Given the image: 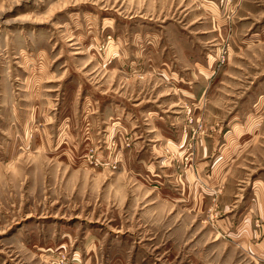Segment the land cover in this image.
Returning <instances> with one entry per match:
<instances>
[{
	"label": "rangeland",
	"instance_id": "obj_1",
	"mask_svg": "<svg viewBox=\"0 0 264 264\" xmlns=\"http://www.w3.org/2000/svg\"><path fill=\"white\" fill-rule=\"evenodd\" d=\"M212 9L224 11L226 29L207 38L201 22L210 26ZM207 53L217 62L208 79L194 66ZM194 72L213 94L183 96ZM263 76L264 0H0V264H188L198 237L139 234L141 208L130 211L127 197H137L134 184H158L174 191L172 203L188 198L195 139L219 117L208 106L226 118ZM109 97L121 111L102 117ZM134 111L144 145L170 114L190 136L189 154L154 153L143 169L129 123L118 124ZM118 129L120 157L118 139L106 137ZM191 177L213 200L224 189Z\"/></svg>",
	"mask_w": 264,
	"mask_h": 264
},
{
	"label": "crops",
	"instance_id": "obj_2",
	"mask_svg": "<svg viewBox=\"0 0 264 264\" xmlns=\"http://www.w3.org/2000/svg\"><path fill=\"white\" fill-rule=\"evenodd\" d=\"M209 12L208 15H210L212 23L210 22V26H208L207 21L201 22L205 27L200 29L203 30V34H207V38H210L213 32L225 31L227 23L224 11L212 9ZM234 26L238 25L234 24ZM190 44L191 39L187 45ZM207 57V65L202 63L204 57L201 61L196 59L194 63L196 73L204 75L207 77L206 79L214 76L215 63H217L215 60L212 68L210 58L214 57L210 53H207ZM196 73L194 72L195 77H190L187 74L183 76L184 81L190 82V88L188 85L181 89L183 96L189 94V96L206 97L213 94L215 89H210L212 85L201 82L199 78H196ZM162 75L166 79L175 78L174 72H164ZM176 76L177 79L182 78L180 74ZM262 79L258 86H254L252 90L243 95L240 104L236 102L231 107L226 118H222L224 109L219 111L208 106L211 112L219 117L211 125L209 124L213 120H206L204 133L195 139L194 160L190 164L186 163L188 171L186 173L187 176L189 174L191 182L192 170H196L205 178L209 177L211 182L217 181L224 184V189L215 200L210 198L209 193L203 191L205 189L194 183L191 184L190 181L189 185L184 187H187L186 192L189 196L186 198L185 195H182L181 201L183 202L180 204L172 203L174 191L171 188H160L158 184H134L132 186L137 197L132 199L131 196L127 197L126 202L129 203L127 208H130V211L137 207L141 208L140 217L144 220L138 224L139 234L145 235L152 229L155 230L158 237L164 233L167 240L187 241L192 236L198 237V246L188 248L183 253V258L188 256V264H264V78ZM191 80L196 82L192 83ZM255 97H257V101H255ZM107 99L109 100L102 106L103 112L101 113L102 117L105 115L110 118L111 112L116 107L113 105L115 103L110 102V97ZM122 105V103L117 105L119 111H121ZM80 107L78 112H82L85 107L89 106L80 105ZM85 110L86 113L89 112V110ZM86 115L89 117L88 114ZM256 115L261 119L256 121ZM127 116L133 117L131 121L126 118L121 119L119 114L118 124L121 121L129 123L130 130L134 135V146L138 147L135 151L136 160L141 166L144 165L143 169L146 166H155L152 160L154 153L163 154V160H171L176 154L178 156L189 154L190 136L178 134L180 128L176 125V121L170 118V114H166V120L161 121L163 135H153L154 130L150 129L152 135L146 145L141 140L143 127L137 120L136 112L135 115L127 113ZM88 121H90L89 118ZM109 123L108 120L110 128ZM110 132L107 131L108 136L106 137L118 139L120 148L114 154L120 157L122 156L121 143L124 140V133L118 129V136L114 137L115 135L109 134ZM110 153L113 154V152ZM157 158H160V155ZM148 163L151 164L147 165ZM167 164L165 167L168 169ZM171 171L174 169H171L169 173ZM128 188L130 187L126 185L127 192ZM137 192L141 193L140 196ZM122 205L123 203L119 207ZM143 206L148 208L145 209ZM168 207L167 212L175 209L177 215H163L165 212L163 209ZM207 207L209 212L213 210L214 214L207 212ZM160 224L164 227L162 231L159 230ZM149 226L152 228L150 229ZM192 226L194 232L191 234ZM208 229L210 230L208 231ZM206 237L210 238L209 243L204 240ZM138 238L140 239V236ZM223 238L228 242H225ZM220 241L227 243L225 248H221ZM93 245L95 244L93 243ZM237 252L243 255L239 261L236 258Z\"/></svg>",
	"mask_w": 264,
	"mask_h": 264
}]
</instances>
